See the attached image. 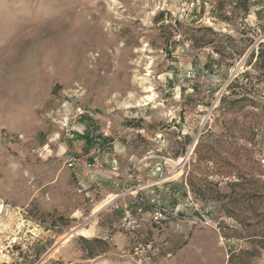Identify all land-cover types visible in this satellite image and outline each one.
Segmentation results:
<instances>
[{
  "label": "rangeland",
  "instance_id": "1",
  "mask_svg": "<svg viewBox=\"0 0 264 264\" xmlns=\"http://www.w3.org/2000/svg\"><path fill=\"white\" fill-rule=\"evenodd\" d=\"M115 139L134 227L65 163ZM1 207L0 264H264V0H0Z\"/></svg>",
  "mask_w": 264,
  "mask_h": 264
},
{
  "label": "built area",
  "instance_id": "2",
  "mask_svg": "<svg viewBox=\"0 0 264 264\" xmlns=\"http://www.w3.org/2000/svg\"><path fill=\"white\" fill-rule=\"evenodd\" d=\"M87 114H90V112L84 107L76 106L73 110V116L69 117L67 121L64 122V126L66 127L71 121L81 119ZM112 130L113 122L112 120H107L103 137H109ZM136 133L143 136L146 133V129L139 128L136 130ZM107 150L108 147H105V145H97L87 155H68L65 163L68 168L74 171L77 177V184L80 192H83L85 189V178L91 177L95 174L96 170L103 167V156L107 153ZM111 170L114 174L120 172L117 163L111 168ZM139 171V167L136 165L128 166L126 169H124L123 176L125 181L127 183L134 182V184H129L126 190L122 189L121 192L111 193L106 197V199L108 197L110 198V202L107 206L116 204V206L119 207V201H121L125 208L123 221L126 225L132 227H134L137 223L139 224L140 222L147 220V216L144 213L143 207L137 208L136 211L131 209V206L134 204V200L132 198L137 197L141 192L157 185L154 182L148 183L146 179L138 173ZM110 195L112 196L110 197ZM152 218L158 224L169 220L168 214L163 210H156L153 213Z\"/></svg>",
  "mask_w": 264,
  "mask_h": 264
},
{
  "label": "crops",
  "instance_id": "3",
  "mask_svg": "<svg viewBox=\"0 0 264 264\" xmlns=\"http://www.w3.org/2000/svg\"><path fill=\"white\" fill-rule=\"evenodd\" d=\"M112 144L113 147L111 148V150L107 151V153L103 156V167L101 169L96 170L95 174L91 177L85 178L86 185L84 191L82 192V195L85 197H91V200H93L96 195H99V201H101L105 199V196L111 193H117V191L121 190L123 186L121 184V179L119 178L121 172L114 174L111 170V168L116 163L118 164L119 169H124L126 165L128 166L130 164L138 166L140 171H142L143 169L142 165H138V161L141 157H139L133 151L127 149L125 145H122L117 142V139L113 140ZM88 147L89 146H87L86 149H88ZM148 192V190H145L141 192L138 196L143 201V203H138L144 205L146 209H149V204L147 202L148 200L146 201ZM150 208L152 209V207Z\"/></svg>",
  "mask_w": 264,
  "mask_h": 264
},
{
  "label": "bare ground",
  "instance_id": "4",
  "mask_svg": "<svg viewBox=\"0 0 264 264\" xmlns=\"http://www.w3.org/2000/svg\"><path fill=\"white\" fill-rule=\"evenodd\" d=\"M144 51V50H143ZM151 68V67H150ZM148 79V78H147ZM150 80V79H149ZM146 82V81H145ZM151 82V81H150ZM144 84V83H143ZM146 87V86H145ZM147 89L146 90H148V92H151L152 91V89H151V84H150V86H148V87H146ZM145 89V88H144ZM154 90V89H153ZM155 93H150V94H148V95H146L144 98H145V101L146 100H149V99H151V95H154ZM182 159H180L179 161H181ZM180 162H178L177 160L176 161H173V164H179ZM182 169V168H181ZM179 170V172H178V174H180V173H182L183 171V169L182 170ZM177 174V175H178ZM1 211H2V207H1V209H0Z\"/></svg>",
  "mask_w": 264,
  "mask_h": 264
}]
</instances>
